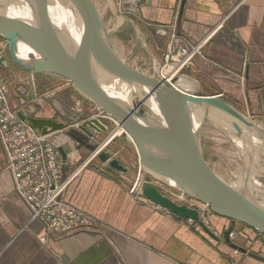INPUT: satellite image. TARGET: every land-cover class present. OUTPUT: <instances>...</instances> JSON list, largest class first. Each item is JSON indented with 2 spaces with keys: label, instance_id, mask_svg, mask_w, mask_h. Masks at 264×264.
<instances>
[{
  "label": "crops",
  "instance_id": "0c3cea01",
  "mask_svg": "<svg viewBox=\"0 0 264 264\" xmlns=\"http://www.w3.org/2000/svg\"><path fill=\"white\" fill-rule=\"evenodd\" d=\"M133 2L137 5L127 6L130 13L125 15L118 11L119 0H112V8L107 2L103 8L94 2L101 17H107L115 49L117 41H126L121 47L124 62L135 52L157 76L170 26L176 24L180 36L205 42L202 58H196L187 73L196 79L190 89H217L200 92L217 95L248 119L264 123V0H186L182 12L181 0H129ZM14 67L0 63V83L11 101L18 87L29 90L30 85L29 73ZM36 104L44 106L43 96ZM66 154L68 176L86 153ZM4 164L0 147V264H264L226 246L224 223L210 220L214 230L204 225L211 237L199 224L157 208L139 193L130 194L133 181L142 183L138 161L132 176L85 165L68 186L64 201L100 221L102 230L48 236L41 223L30 220L10 177L3 173ZM242 232L238 234L252 241L251 234ZM45 236L47 241L41 243Z\"/></svg>",
  "mask_w": 264,
  "mask_h": 264
},
{
  "label": "water",
  "instance_id": "95a60500",
  "mask_svg": "<svg viewBox=\"0 0 264 264\" xmlns=\"http://www.w3.org/2000/svg\"><path fill=\"white\" fill-rule=\"evenodd\" d=\"M61 1L70 16L75 15L80 21L81 34L76 42L61 39L50 20L49 6ZM185 2L181 0L180 12ZM107 3L112 8V1L107 0ZM137 3L130 5L129 0H119L122 8ZM19 11H24V15ZM0 38L7 42L8 55L14 66L32 75L70 83L75 92L98 106L118 128H122L123 138L137 154L142 176L141 196L145 200L181 220H192L212 237L196 210L171 201L151 183L155 182L206 206L215 217L243 225L264 239V189L256 185L231 186L205 163L200 146L201 135L208 124L218 126L227 137V130L231 131L243 144L247 178L241 181L247 184L249 180H255L252 169L264 173V167L257 163L258 156H264V123L248 119L226 101L216 98L217 95L204 96L196 88L180 92L164 86L156 75L147 76L128 67L115 52L92 0H0ZM0 63L6 66L7 58ZM182 76L196 80L189 74L179 77ZM111 80L133 89V100L124 102L108 93L104 87ZM135 90L140 95H136ZM134 99H137L136 105ZM147 100L154 104L161 123L139 112L142 107L149 111L145 105ZM17 115L41 135L66 129L62 123L28 117L24 111ZM89 125L103 128L94 120ZM82 130L85 137L92 136L89 130ZM68 135L78 143V148L94 151L90 143L71 133ZM60 153L65 160L62 149ZM97 159L114 175H130V170L111 159L108 153L99 154ZM232 232L231 226L222 234L228 248L264 263L263 256L232 243L229 239Z\"/></svg>",
  "mask_w": 264,
  "mask_h": 264
},
{
  "label": "built area",
  "instance_id": "2783aa9c",
  "mask_svg": "<svg viewBox=\"0 0 264 264\" xmlns=\"http://www.w3.org/2000/svg\"><path fill=\"white\" fill-rule=\"evenodd\" d=\"M118 11L121 14L130 13L120 5ZM170 32L169 43L162 56V65L159 67L157 78L164 86L177 90L174 86L175 78L183 70H191L196 58H202L205 42H192L180 36L176 24L170 26ZM6 51L7 42L2 40L0 41V62L6 55ZM29 88L30 90L18 87L14 100L11 101L4 85L0 83V147L5 162L3 173L10 177L15 194L30 213V220L41 223L48 236L98 233L103 228L102 223L67 204L64 201V195L79 171L99 155L100 149L92 151L93 154L84 164L65 176L64 169L68 161L61 157L60 143L55 137L57 132L38 134L17 115L19 111H24L28 117L39 118L37 114H34L38 98L33 75H30ZM97 118L96 121L101 127H103V120H111L101 109L98 110ZM93 126L95 128V130L92 129L93 134L105 130L104 127ZM107 145L106 141L103 147ZM138 172L140 173L139 168ZM129 193L141 195V184L137 179L131 183ZM178 194L184 198L181 201H186V204H183L185 207L196 210L192 205L187 204L192 202L191 200ZM203 209L207 210V207L203 206ZM200 211L204 210H198L199 220L203 223ZM186 221L195 223L192 220ZM48 236L42 237L40 242L45 243ZM233 238L234 232L229 235L230 241Z\"/></svg>",
  "mask_w": 264,
  "mask_h": 264
},
{
  "label": "rangeland",
  "instance_id": "374dc122",
  "mask_svg": "<svg viewBox=\"0 0 264 264\" xmlns=\"http://www.w3.org/2000/svg\"><path fill=\"white\" fill-rule=\"evenodd\" d=\"M92 1L99 4L98 6L101 8H103V5H105L107 2V0H92ZM100 10H104V9H100ZM97 11L99 12L98 9ZM101 19L103 26L106 29L108 24L106 20L107 17L103 16L101 17ZM2 40L3 39L0 38V41ZM123 44H126V41L121 39L117 41L118 47H116V49L118 51L113 46L114 49L117 52H119L120 55L117 53L119 57L123 54L126 55L125 54L126 52L125 51L122 52L121 50V47L124 46ZM5 54L6 55L4 57L7 58L8 60V67L14 69L15 67L10 61L8 50L5 52ZM129 58L130 59H128L127 62H125V64L128 67L138 72H141L147 76H152V73H150V71H148V68L146 67L147 63L141 61L139 59V56H137L135 52L130 53ZM188 72H189L188 70H183L178 74V77H176L175 79L178 81L180 79L179 77L180 75H186ZM33 77L35 79L34 84H35V91L37 93V98L43 96V98L45 99V104L43 107L39 108L37 107V104H35L34 114L39 115L40 117L39 119L52 120L56 123H62L66 126L65 130L57 131V134L55 135L56 139L59 140L60 148L63 150V153L65 154L66 157L65 161L69 162L66 152L70 154H74L78 152V150H82V152L86 154H84V157H82L83 159L80 160V162L75 166V167H79L82 164H84L93 154L92 152L84 148H78L79 147L78 143L75 142L68 135V133H71L76 137L82 139L85 143H90L94 147V151L100 149L99 154L108 153L111 159L118 160L123 166H125L130 170V175L131 176L133 175L134 170L136 171L137 169V164H136V162L138 161L137 154L134 151V149L131 148L130 145H128V143L125 141L123 136L113 139V141L110 144H108L106 147H103L106 141L117 129L116 127L117 124L115 122H113L112 120H106V119L103 120L102 123L105 130L93 134L92 129L95 130V128L91 127L89 123H92L93 120L96 121L98 119L97 118L98 110H99L98 106L94 105L93 103L89 102L88 100L80 96L77 92H75L72 85L66 81L47 78L43 76H37V75H33ZM181 78L184 79L183 77ZM190 83H192L190 79H186V80L184 79L183 81V84L186 89L188 88L190 89ZM133 102L134 105L138 103L137 99H134ZM139 112L141 114L149 113L147 109L144 107H142L139 110ZM76 125H78L77 128L75 127ZM211 126L209 124L206 125L201 135L200 146H201V154L203 160L213 172H215L217 175L225 179L227 182L231 184L234 182L236 183L241 182V180L246 179L247 176L245 174L246 168H245L244 159L241 161V159L238 157L237 154L240 151V149L234 146V143L232 142L230 136H228L230 138L229 139L225 135V132L220 131V128L218 126H216L213 123H211ZM82 128L89 130L92 137H87V136L85 137ZM89 138H91V140ZM63 140H65L66 143L63 144L61 142ZM68 148H71V152L68 151ZM262 155L263 154L258 156L259 161L258 162L256 161L261 168L264 167V156ZM97 157L91 160L89 164L96 166L100 170H105L106 164L100 163ZM251 173L253 175V178L256 180V182L260 184V187L264 188V178L257 177L258 175L264 177V173L257 172L255 171V169H252ZM159 187L158 188L160 192L166 197H168L170 200H172L174 203L178 205L186 204L185 203L186 201L179 202L178 200H176V197L179 195L176 191L170 190L163 186H159ZM259 196L262 197V194H259ZM187 204H190L194 208H196L197 212L199 209L204 210V211H200V215H201L200 217L201 220L203 221V224L208 226L209 229L211 228L212 230H214V227H212L213 225L211 224L210 220H217L224 223V227H223L224 231H227L230 228V226H232L230 221L215 217L210 213L208 208L207 210L203 209V206L201 204H198L193 201L188 202ZM242 231L251 234L253 237L252 241H249V239L246 240L238 234ZM233 232H234V238L231 241L232 243L235 242L237 243V245L240 244V246H243V248L247 249L248 252L250 253L255 252V254L257 253L262 254L264 248V239L262 236L247 230L243 225L240 224H236V226L233 228ZM238 239H241V241L238 242ZM247 243H249L250 246ZM262 255L264 257V252Z\"/></svg>",
  "mask_w": 264,
  "mask_h": 264
},
{
  "label": "bare ground",
  "instance_id": "6f19581e",
  "mask_svg": "<svg viewBox=\"0 0 264 264\" xmlns=\"http://www.w3.org/2000/svg\"><path fill=\"white\" fill-rule=\"evenodd\" d=\"M19 9H22V8H19ZM48 9H49L50 20H51L52 24L55 25V27L59 31V35H60L61 39L66 40V41L71 40V42L72 41L76 42L79 39V36L81 34V25L79 23L80 21H79L78 17H76L75 15L70 16L66 6L64 5V3L62 1L58 2V3L57 2L53 3L52 5L49 6ZM19 12L21 15H24V11H19ZM118 20H119V18H118ZM115 52L118 53L116 50H115ZM120 58L122 59L123 57L120 56ZM97 74L102 75V78L107 79L106 75H104L100 72H98ZM184 79H182L180 77V79L178 81L176 80V82L174 83L175 88L180 92H185V90H187L183 84ZM104 88L107 90L108 93L116 96L117 98L123 100L124 102H131L133 100V95H132L133 89L131 90L119 82L111 80L110 84L109 85L105 84ZM135 91H136V95H140L138 93L139 91H137V90H135ZM145 105L149 108L148 116H150L151 120L161 123V120L158 118V116L155 113L156 110H155V106L152 103V101L147 100ZM227 132H228L230 138L232 139L234 146H236L237 148L240 149V151L237 154H238V157L242 161L243 160V154H242L243 144H242V142L238 138H236L231 131L227 130ZM123 135H124V131L122 130V128H117L113 132V134L110 136V138L107 140V143L110 144L113 141V139H115L117 137H121ZM127 139H129V141H130V138L128 136H127ZM254 142L259 145V142L257 140H254ZM262 164H263V162H262ZM254 185H256L257 187H260V184L258 182H256L255 180H252V182L249 180L247 182V184H244V182H242V183L234 182V183H232L231 186H233V187L237 186L240 188H244L246 186L247 187H253ZM183 199L184 198L181 195L176 197V200H178V201L179 200L181 201Z\"/></svg>",
  "mask_w": 264,
  "mask_h": 264
},
{
  "label": "flooded vegetation",
  "instance_id": "af4514ba",
  "mask_svg": "<svg viewBox=\"0 0 264 264\" xmlns=\"http://www.w3.org/2000/svg\"><path fill=\"white\" fill-rule=\"evenodd\" d=\"M198 90L199 91H202L203 93H216L217 92V89H207V88H204V87H201V88H198ZM231 223V225H232V227L234 226H236V223H232V222H230ZM231 227V226H230ZM233 227V228H234ZM257 255H259V254H257ZM261 256V255H260Z\"/></svg>",
  "mask_w": 264,
  "mask_h": 264
},
{
  "label": "trees",
  "instance_id": "16d2710c",
  "mask_svg": "<svg viewBox=\"0 0 264 264\" xmlns=\"http://www.w3.org/2000/svg\"><path fill=\"white\" fill-rule=\"evenodd\" d=\"M245 227V226H244ZM247 230H249V231H252L251 229H249V228H247V227H245ZM253 233H255L254 231H252Z\"/></svg>",
  "mask_w": 264,
  "mask_h": 264
}]
</instances>
